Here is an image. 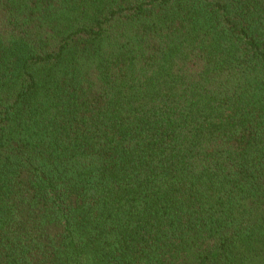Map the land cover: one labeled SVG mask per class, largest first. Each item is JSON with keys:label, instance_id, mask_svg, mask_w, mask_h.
Segmentation results:
<instances>
[{"label": "trees", "instance_id": "obj_1", "mask_svg": "<svg viewBox=\"0 0 264 264\" xmlns=\"http://www.w3.org/2000/svg\"><path fill=\"white\" fill-rule=\"evenodd\" d=\"M0 264H264V0H0Z\"/></svg>", "mask_w": 264, "mask_h": 264}]
</instances>
